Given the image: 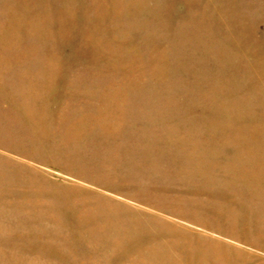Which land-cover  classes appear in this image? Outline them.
I'll use <instances>...</instances> for the list:
<instances>
[{
  "label": "rangeland",
  "instance_id": "rangeland-1",
  "mask_svg": "<svg viewBox=\"0 0 264 264\" xmlns=\"http://www.w3.org/2000/svg\"><path fill=\"white\" fill-rule=\"evenodd\" d=\"M0 264H264V0H0Z\"/></svg>",
  "mask_w": 264,
  "mask_h": 264
}]
</instances>
